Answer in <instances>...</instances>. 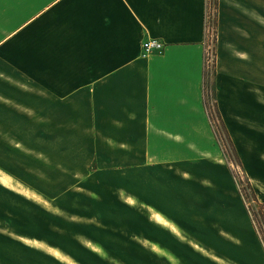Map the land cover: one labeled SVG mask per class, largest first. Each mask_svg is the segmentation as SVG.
Masks as SVG:
<instances>
[{"label":"crops","instance_id":"1","mask_svg":"<svg viewBox=\"0 0 264 264\" xmlns=\"http://www.w3.org/2000/svg\"><path fill=\"white\" fill-rule=\"evenodd\" d=\"M208 13V0H0V264H264L229 169L207 159ZM148 39L164 48L145 54ZM215 49L219 107L264 203V0H219ZM78 120L121 155L106 168L150 174L89 176L68 223L30 235L27 179L5 168L29 166L30 134ZM193 159L210 169L188 173Z\"/></svg>","mask_w":264,"mask_h":264},{"label":"rangeland","instance_id":"2","mask_svg":"<svg viewBox=\"0 0 264 264\" xmlns=\"http://www.w3.org/2000/svg\"><path fill=\"white\" fill-rule=\"evenodd\" d=\"M211 11L214 13V6H212ZM213 26V24L212 26L208 25L206 51V56L211 59H215V54H213L215 48V28ZM215 60L207 64V68L210 71H208L210 89L208 90L207 101L210 107L212 106V67ZM210 116V124L216 136V149L215 153L207 159L220 160L222 164L227 166L238 189L239 184L247 189V205H250L254 211L258 212L260 204L253 199L252 191L246 183L245 172L232 156L228 143L219 128L218 121L213 114H210ZM48 126H51V124ZM29 138V166L23 168L9 167L5 169L12 174L17 173L16 175L19 177L27 179L30 235L39 234L42 237L53 238L54 224L59 225L60 221L62 224L68 223L69 214L67 213V209L75 207L74 199H69L72 193H69V191L75 190L78 186H83L84 183L82 182H85V186H90L89 183H86L87 180H90L89 176L106 174L113 176L121 174L148 176L150 174L149 170L133 169L132 166L106 168L107 160H114L116 163L121 155H118V152L113 147L106 148L104 145L105 136L96 133L91 120H78L76 133L61 135L45 134L44 136L30 134ZM37 146L38 148H44V150H37ZM198 163V159L187 160L183 164V169L188 171V173L203 174L207 168L210 169L211 167L207 165L208 162H205V164L203 162L200 167L197 166ZM100 165L104 166V168L100 167ZM0 175L5 183H8L12 179L6 172H1ZM142 181L140 186L145 191L147 190V184L144 183V180ZM126 185L131 188L133 183L130 182ZM16 188V184H14L12 189L15 190ZM193 190H201V185L196 184L194 188L190 186L189 191ZM72 196L74 197L75 194L73 193ZM196 206L199 207L198 205ZM29 241L31 242V239ZM56 253L61 256L59 251H56Z\"/></svg>","mask_w":264,"mask_h":264},{"label":"trees","instance_id":"3","mask_svg":"<svg viewBox=\"0 0 264 264\" xmlns=\"http://www.w3.org/2000/svg\"><path fill=\"white\" fill-rule=\"evenodd\" d=\"M212 6H214V13L213 11H211ZM218 6H219V0H208V12L210 15V26H212V24L214 25L213 27L215 28V35H214V40L216 42L217 39V25H218ZM207 34H208V24H207ZM214 54H215V59H216V50L214 48ZM214 59V60H215ZM207 64L205 65V70H204V76H203V92H204V107L206 110V113L208 114V117L211 118L210 114H213L214 117L216 118V120L218 121L219 124V128L222 131V135H224L227 143H228V147L231 150L232 156L235 158V161L237 164H239L243 170H244V166L241 160V157L239 155L238 149L236 147V144L229 132V129L227 127V124L223 118L222 112L220 110L219 107V101H218V88H217V83H216V74H217V69H216V60L214 61L213 64V81H212V106L210 107V105L208 104V90L210 89V83L208 81V75H209V70L207 68ZM209 71V72H208ZM245 172V170H244ZM246 183L248 185V188L252 191V195H253V199L258 202L260 204V209L258 212L254 211L250 205H247V197H248V193H247V189L242 186L241 184H239V192L250 212V214L252 215V219L254 222V225L260 235V238L262 240V242L264 243V203H261L260 200L258 199L257 193L249 179V177L247 176L246 172Z\"/></svg>","mask_w":264,"mask_h":264},{"label":"built area","instance_id":"4","mask_svg":"<svg viewBox=\"0 0 264 264\" xmlns=\"http://www.w3.org/2000/svg\"><path fill=\"white\" fill-rule=\"evenodd\" d=\"M209 19H210V15L208 13L207 19H206L208 22L207 23L208 25L210 24ZM208 30H209V27H208ZM143 48H144L145 54H150L156 51H161L164 48V43L159 39H148L144 42ZM205 58H206V64L214 60V58L211 59V58H208L207 56H205Z\"/></svg>","mask_w":264,"mask_h":264}]
</instances>
